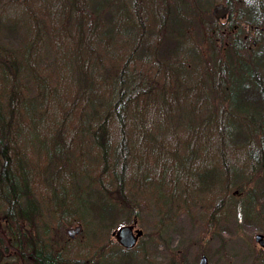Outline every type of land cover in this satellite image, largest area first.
I'll return each instance as SVG.
<instances>
[{
  "label": "rangeland",
  "instance_id": "obj_1",
  "mask_svg": "<svg viewBox=\"0 0 264 264\" xmlns=\"http://www.w3.org/2000/svg\"><path fill=\"white\" fill-rule=\"evenodd\" d=\"M161 1L154 0L149 6V0H138L135 12L131 10L132 3H124L125 10L126 7L130 10L126 13L128 16H123L128 19L131 16L141 24L137 34L141 41L136 48L143 42L150 51L149 57L145 55L142 58L149 60L143 64L146 69L142 70L151 80L152 97L156 98L161 93L172 101L185 96L183 100L177 99L176 105H180V112L183 108L197 111L195 120L192 119L196 126L208 113L226 110L230 105L228 99H223L224 90L218 87V81L226 82L229 75L226 68L235 57L234 50L227 45V36L241 39L246 35L244 44L252 48L250 51L256 50L257 46L258 49L264 48V0H227L231 10L229 17L236 21L234 27L238 29L233 32L222 30V36L217 31L222 28L219 23L223 19L213 21L211 9L226 0H166L168 11ZM38 3V0H0L1 45L18 46L38 29V25L24 22L23 9H31L38 22L47 19L39 15ZM163 10L166 12L164 16L159 15V19L157 14ZM247 21L253 24L249 26ZM255 23L259 26L254 27ZM39 25L41 29L51 31L49 24ZM10 27L14 30H7ZM161 37L164 40L157 50L153 45ZM171 52L174 55L168 58ZM152 55L162 59L159 70L150 63ZM239 55L253 62L248 57L249 51L240 50ZM175 59L184 63L177 77L167 68ZM50 60L48 57L45 65ZM137 63V69L143 68L139 61ZM157 74L160 76L155 79ZM185 119L190 120L188 114H185ZM186 130L177 127L172 130V136L165 138L162 155H167L159 157L160 161L149 158L142 171L129 169L124 197H129L130 201L134 199V204L124 202L120 193L110 185L111 174L101 170V157L98 158L97 149L89 146L88 136L75 139L71 147L74 154L66 159V163L59 161L60 171L52 184L47 182L44 173L54 171L53 167H47L45 153L30 145L26 166L30 175V193L25 198L31 206L27 216L18 215L11 233L12 226L7 227L11 218L6 216V203L0 198V254L4 252L0 264H14L16 245L30 253L31 238L37 237L42 239V245L49 246L64 259L92 258L90 255L98 252L95 264H196L201 254L207 255L210 264H264V248L255 240V234L264 235L263 172L242 157L236 160V151L241 153L245 146L222 149L236 165L235 172H229L230 168L221 162L222 152H216L214 142H209L211 133L208 134V130L199 134H195L194 126L188 132ZM153 133L157 134V131ZM179 141L188 142V148L180 145ZM167 148L168 152L165 151ZM177 157L182 158L177 160ZM169 158L172 160L169 162L175 163L182 171V164H187L190 169L195 164L200 167L216 164L217 178L196 187L195 174L184 171L183 180L170 174L165 167L162 169V163ZM184 158L186 162L182 161ZM101 179L107 183L108 192L100 188ZM79 200L86 204L84 208L70 211V207L77 206ZM129 224L133 225V230L141 229L143 233L132 248L125 249L119 246L114 232L119 226ZM77 226H80L77 232L66 234L69 228ZM102 244H107L104 250L100 249ZM28 257L27 262L18 260L15 263L32 264L31 256Z\"/></svg>",
  "mask_w": 264,
  "mask_h": 264
},
{
  "label": "trees",
  "instance_id": "obj_2",
  "mask_svg": "<svg viewBox=\"0 0 264 264\" xmlns=\"http://www.w3.org/2000/svg\"><path fill=\"white\" fill-rule=\"evenodd\" d=\"M38 1V13L47 19L38 22L31 9H23L24 22L38 25V29L18 46L0 44V198L6 203V216L11 218L7 224V227L12 226L10 233L13 224H17L18 215L27 216L31 206L25 198L30 193L27 169L30 145L45 153L47 167H53L54 171L44 173L47 182L52 184L60 171L59 161L66 163V159L74 154L71 147L75 139L88 136L89 146L97 149L98 158L101 157V170L111 174L110 185L120 193L124 202L132 204L134 199L130 201L129 197H124L129 169L142 171L149 158L160 161L159 157H165L167 154L162 155L164 140L168 135L172 136V130L177 127L191 130L194 126L195 134L208 130V134L211 133V137L208 135L211 138L209 142H214L216 152H222L221 162L230 168L229 172H235L236 165L222 149L245 146L241 153L236 151V160L242 157L248 164L253 162L264 174V50L261 51L264 48L258 49L257 46L256 50L250 51L252 48L244 44L245 36L241 39L227 36V45L232 47L235 57L226 68L229 75L225 81L228 82L223 84L218 81V87L224 90L223 99H228L230 105L226 110L223 108L217 113H208L195 126L192 119L197 111L183 108L180 112V105H176V100H183L185 96L172 101L161 93L156 98L152 97L151 80L142 70L146 69L143 64L149 61L142 58L145 55L149 57L150 51L143 42L136 48L141 41L137 36L141 24L131 16V19L127 18L130 8L125 10L124 4L132 3L131 10L135 12L138 0ZM149 1L150 6L154 0ZM227 2H223L226 7L224 17L217 16L214 5L211 9L213 21L223 19L219 23L222 28L217 31L221 36L222 30L233 32L238 29L234 27L236 21L229 17L231 10ZM161 3L168 11L166 0ZM165 12H159L157 17L160 19L159 15L164 16ZM39 23L49 24L51 31L41 29ZM246 24L253 23L247 21ZM258 26L254 24V27ZM7 30L14 29L10 27ZM163 40V37L158 38L153 46L158 50ZM215 40H219L216 33ZM240 50L249 51L248 57L253 62L241 58ZM173 55L171 52L168 58ZM48 57L51 58L50 63L45 65ZM150 59L151 65L159 70L162 59L153 55ZM138 61L143 68L137 69ZM182 65L184 63L180 59H175L167 68L177 77L182 72ZM159 76L157 74L154 78ZM185 114L190 120L185 119ZM166 128L167 131L163 132ZM154 130L157 134L153 133ZM179 142L184 147L189 144ZM210 147L212 145L205 152ZM165 151L168 152L169 148ZM170 152L175 154L173 150ZM182 157H177V160ZM169 161L172 160L169 158L162 163V169L165 167L166 171L181 179L185 177L184 171L195 174L196 187L207 185L209 179L217 178L216 164H206L205 167L195 164L194 170L182 164V171ZM182 161L186 162V159ZM154 164L153 167H159ZM199 164L203 166V163ZM99 181L100 188L108 192L107 183L102 179ZM262 185L264 188V181ZM261 197L264 203V189ZM85 205L79 200L77 206L70 207V211L79 207L82 210ZM31 239L30 253L16 245L15 261L27 262L30 255L32 264H95L94 258L99 255L96 252L90 255L92 258L64 259L49 246L42 245V239ZM106 245L102 244L100 249L104 250ZM3 254H0V261ZM15 261L13 263L17 264Z\"/></svg>",
  "mask_w": 264,
  "mask_h": 264
},
{
  "label": "water",
  "instance_id": "obj_3",
  "mask_svg": "<svg viewBox=\"0 0 264 264\" xmlns=\"http://www.w3.org/2000/svg\"><path fill=\"white\" fill-rule=\"evenodd\" d=\"M214 8L217 16H223L226 12V7H223L222 4H218L214 6ZM79 228L80 226H77L75 228H69L67 231L77 232ZM132 228V224L122 225L119 226L114 232L117 241L126 248L132 247L137 237L142 233L141 229L133 230ZM255 240L264 248V235L262 233L255 234ZM198 264H209L207 256L202 254L199 258Z\"/></svg>",
  "mask_w": 264,
  "mask_h": 264
},
{
  "label": "bare ground",
  "instance_id": "obj_4",
  "mask_svg": "<svg viewBox=\"0 0 264 264\" xmlns=\"http://www.w3.org/2000/svg\"><path fill=\"white\" fill-rule=\"evenodd\" d=\"M183 180H184V179H183ZM130 223H131V222H130ZM116 229H117V228H116ZM71 233H72V232H68V231H66V234H67V235H69V234H71ZM142 233H143V231H142ZM142 233L137 237V239H136V241H135L134 244H136L138 238L142 235ZM117 242H118V241H117ZM118 243H119V242H118ZM119 244H120V243H119ZM120 246H121L122 248H125V249H130V248H132L134 245H133L132 247H130V248H126V247H124V246L121 245V244H120ZM201 255H202V254H201ZM201 255H200V256H201ZM204 255H205V254H204ZM206 256H207V255H206ZM199 258H200V257H199ZM199 258H198V261H199ZM207 260H208V257H207ZM198 261H197L196 264H198ZM208 263H209V261H208ZM209 264H210V263H209Z\"/></svg>",
  "mask_w": 264,
  "mask_h": 264
},
{
  "label": "flooded vegetation",
  "instance_id": "obj_5",
  "mask_svg": "<svg viewBox=\"0 0 264 264\" xmlns=\"http://www.w3.org/2000/svg\"><path fill=\"white\" fill-rule=\"evenodd\" d=\"M246 36V35H245ZM5 264H9V263H5Z\"/></svg>",
  "mask_w": 264,
  "mask_h": 264
}]
</instances>
